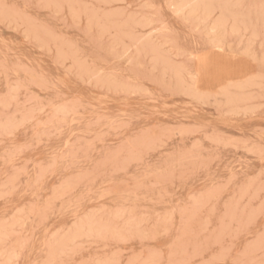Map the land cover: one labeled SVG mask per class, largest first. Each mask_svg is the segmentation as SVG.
I'll return each mask as SVG.
<instances>
[{
	"label": "rangeland",
	"instance_id": "374dc122",
	"mask_svg": "<svg viewBox=\"0 0 264 264\" xmlns=\"http://www.w3.org/2000/svg\"><path fill=\"white\" fill-rule=\"evenodd\" d=\"M181 1L0 0V264H264V0Z\"/></svg>",
	"mask_w": 264,
	"mask_h": 264
},
{
	"label": "bare ground",
	"instance_id": "6f19581e",
	"mask_svg": "<svg viewBox=\"0 0 264 264\" xmlns=\"http://www.w3.org/2000/svg\"><path fill=\"white\" fill-rule=\"evenodd\" d=\"M193 0H182L179 4H178V7L179 9H184L185 7L187 8V6L192 3ZM218 6V5H217ZM190 7H192L191 11H196V5H191ZM189 8V7H188ZM74 13H76L74 11ZM79 15V14H78ZM87 15V14H86ZM95 15V14H94ZM85 16V15H84ZM88 16V15H87ZM98 16V15H97ZM89 17V16H88ZM124 23V22H123ZM223 23L222 22H219V23H216L214 25V29L220 27ZM190 27V26H188ZM98 31V30H97ZM204 39V38H203ZM246 44V43H245ZM214 45L217 47V48H222L223 45L221 44V41L219 40H216ZM212 46V45H211ZM227 47V46H226ZM243 47V46H242ZM228 49V48H227ZM260 49V48H259ZM229 51V50H228ZM229 53V52H228ZM226 54V53H225ZM233 56V55H232ZM263 56V55H262ZM247 59V58H244V60ZM233 60V59H232ZM255 68V67H254ZM197 71L193 73V75H196ZM107 81V80H106ZM253 83V78L252 77H249L247 75H240V76H237V77H229V78H226V79H221L219 81V86L221 87V90L220 92L218 93L219 95H223V96H226V97H229L230 93H231V90L232 89H243L244 87L250 85ZM186 85V84H185ZM103 86V84H102ZM113 87V86H112ZM192 87V86H191ZM194 88H197V85L196 87L194 86ZM195 90V89H194ZM193 88H190V92L191 94L195 95H200V96H205L203 94H200L199 93V90H195L194 91ZM194 92V93H193ZM10 107V106H9ZM241 111V110H240ZM2 193V192H1ZM135 228V227H134ZM91 229V227H90ZM98 229V228H97ZM81 231V230H80ZM94 234V233H93ZM50 250V248H49ZM53 253H54V250H53Z\"/></svg>",
	"mask_w": 264,
	"mask_h": 264
}]
</instances>
